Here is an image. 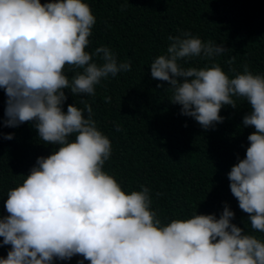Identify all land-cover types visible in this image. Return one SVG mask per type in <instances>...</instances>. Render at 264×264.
Masks as SVG:
<instances>
[{
    "label": "clouds",
    "instance_id": "clouds-1",
    "mask_svg": "<svg viewBox=\"0 0 264 264\" xmlns=\"http://www.w3.org/2000/svg\"><path fill=\"white\" fill-rule=\"evenodd\" d=\"M95 23L83 0H0V89L7 97L3 127L31 123L44 144L56 146L7 193L0 247L10 250L0 264H54L74 256L83 258L78 264H264V239L232 223L229 205L219 218L195 213L162 225L151 210L147 187L126 194L103 171L112 146L98 130L91 106L81 100L83 109L69 104L64 111L66 90L94 96L102 79L131 71V61L118 63L108 47L86 51ZM168 39L150 74L167 83L164 90L172 93L170 103L180 106L182 116L207 131L224 122V106L236 109L237 99L249 106L242 125L254 131L245 156L237 155L227 178L251 229L264 234V76L247 65L234 78L215 63L185 68L180 61L213 60L227 49L190 32ZM66 66L75 73L71 81ZM3 138L12 140L14 133Z\"/></svg>",
    "mask_w": 264,
    "mask_h": 264
},
{
    "label": "trees",
    "instance_id": "trees-1",
    "mask_svg": "<svg viewBox=\"0 0 264 264\" xmlns=\"http://www.w3.org/2000/svg\"><path fill=\"white\" fill-rule=\"evenodd\" d=\"M48 2L52 0H41L42 4ZM83 2L96 19L86 51L94 53L104 46L116 55L118 63L131 61V71L102 79L94 96H72L66 90L64 111L69 104L83 109L81 100H85L98 130L111 142V156L103 171L114 177L126 194L147 187L151 210L157 212L162 225L189 219L195 213L219 218L227 204L235 213L232 223L264 239V234L251 229L248 214L239 209L227 178L237 155L245 156L247 137L254 131L242 125L248 104L237 99L236 109L224 106L220 111L224 122L205 131L194 119L180 114V106L170 103L172 93L164 90L167 83L153 80L150 74L151 63L170 45L168 37L190 32L203 42L223 45L227 51L213 60L193 57L186 63L180 61L183 67L200 69L215 63L234 78L247 65L254 75L264 76V0ZM233 57L234 63L229 65ZM93 60L101 63L95 56ZM64 72L71 81L75 73L67 66ZM160 83L164 88L156 87ZM107 97L111 102H106ZM6 100L0 89V134L14 133L12 140L0 135V217L8 215L4 208L8 191L23 182L38 157H47L56 148L44 144L31 123L3 127ZM157 193L162 195L157 198ZM9 250L10 246L0 247V257L6 258ZM81 259L74 256L54 264H78Z\"/></svg>",
    "mask_w": 264,
    "mask_h": 264
}]
</instances>
